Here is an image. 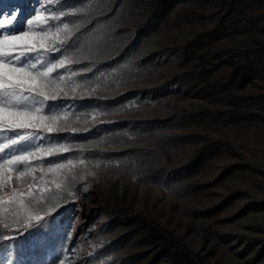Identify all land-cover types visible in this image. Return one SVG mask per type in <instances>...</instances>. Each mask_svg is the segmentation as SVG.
Returning a JSON list of instances; mask_svg holds the SVG:
<instances>
[{
	"label": "rangeland",
	"instance_id": "1",
	"mask_svg": "<svg viewBox=\"0 0 264 264\" xmlns=\"http://www.w3.org/2000/svg\"><path fill=\"white\" fill-rule=\"evenodd\" d=\"M13 7L17 29L58 50L45 66L67 61L51 75L68 92L38 105L60 130H38L37 170L13 179L34 185V214L55 210L52 240L17 247L14 264H181L156 230L104 206L160 223L204 264H264V0H0ZM37 10L58 19L28 26ZM57 156L71 173L39 171Z\"/></svg>",
	"mask_w": 264,
	"mask_h": 264
},
{
	"label": "snow or ice",
	"instance_id": "2",
	"mask_svg": "<svg viewBox=\"0 0 264 264\" xmlns=\"http://www.w3.org/2000/svg\"><path fill=\"white\" fill-rule=\"evenodd\" d=\"M38 4H41V0H33L34 8ZM20 12L16 7L7 12L0 9V131L9 134L0 142V153H5L7 149L6 158H0V229L13 233L8 236L0 234V244H4L5 248L6 264H14L12 256L17 247L33 250L38 247L46 248L52 240L53 215L50 213L55 210L49 209L46 217L34 214L31 206L38 199L32 191L34 185L28 184L26 189H21L13 186V179L15 177L16 181H20L22 177L37 170L28 165L40 151L30 146V142L34 143L40 137L38 130L42 129L47 133L60 130L61 118L56 115H43L38 105L60 98L61 93L68 95L51 75L54 68L62 67L67 61L45 66L42 61L43 51L58 50L52 48L48 42L47 32L17 29L15 25ZM59 15L64 16L65 13L60 12ZM48 19L58 17L52 13L45 17L43 12L37 10L35 16L26 20V24L31 26L34 21L46 24ZM64 27L67 28V25ZM42 155L53 153L48 151ZM56 158L61 162H50L46 169L40 167L39 171L55 176H66L73 171L74 161L63 160L59 156ZM49 183H54L57 193L63 190L60 183ZM55 198L58 199L59 196ZM68 228L63 230L61 236V252L64 240L70 236ZM12 240L16 241L15 245L6 243ZM52 264H55V260ZM59 264H64V260L59 259Z\"/></svg>",
	"mask_w": 264,
	"mask_h": 264
},
{
	"label": "trees",
	"instance_id": "3",
	"mask_svg": "<svg viewBox=\"0 0 264 264\" xmlns=\"http://www.w3.org/2000/svg\"><path fill=\"white\" fill-rule=\"evenodd\" d=\"M104 209L109 213L120 214L127 219L141 220L156 230L165 240L170 242L173 247L174 257L178 259L181 264H204V260L201 254L192 250L179 236L173 233L168 228L164 227L160 223L153 221L152 219L140 215L132 214L122 208L104 206Z\"/></svg>",
	"mask_w": 264,
	"mask_h": 264
}]
</instances>
